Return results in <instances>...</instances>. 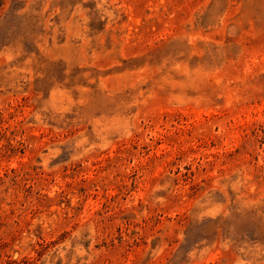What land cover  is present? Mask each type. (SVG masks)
I'll use <instances>...</instances> for the list:
<instances>
[{"label": "rangeland", "instance_id": "374dc122", "mask_svg": "<svg viewBox=\"0 0 264 264\" xmlns=\"http://www.w3.org/2000/svg\"><path fill=\"white\" fill-rule=\"evenodd\" d=\"M0 264H264V0H0Z\"/></svg>", "mask_w": 264, "mask_h": 264}]
</instances>
